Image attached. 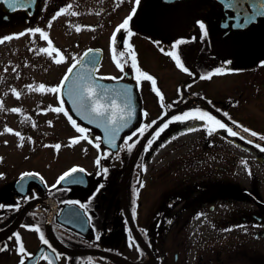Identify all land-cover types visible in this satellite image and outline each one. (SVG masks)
<instances>
[{
    "label": "flooded vegetation",
    "instance_id": "obj_1",
    "mask_svg": "<svg viewBox=\"0 0 264 264\" xmlns=\"http://www.w3.org/2000/svg\"><path fill=\"white\" fill-rule=\"evenodd\" d=\"M20 2L26 10L0 4V205L5 206L0 208V249L6 246L0 264H20L22 258L24 264H48L49 259L52 264H264V15L258 14L264 12V0H235V7L228 0ZM69 4L78 15L52 20ZM133 8L132 35L122 30L117 37L121 71L110 38ZM245 16L253 21L240 27ZM36 28L48 33L64 62H54L55 52L51 57L39 52L48 44L29 33ZM125 39L136 65L155 79L162 101L151 81L137 84ZM95 48L100 50L95 75L130 84L138 102L132 128L122 133L114 151L105 147L99 129L73 114L62 89L56 94L31 90L59 86L75 60ZM173 51L187 72L165 54ZM218 69L222 74L215 75ZM60 99L77 124L89 130L93 144L81 140L80 149L68 146L80 134L63 113L50 111ZM197 110L238 136L224 129L209 135L204 121H176L145 151L164 123ZM144 125L150 127L132 137L129 144L139 142L128 152L124 140ZM5 128L24 137L22 147ZM57 144L59 150L45 147ZM73 167L85 169L75 174L83 183L57 184ZM24 173L38 175L21 180ZM36 226L39 233L31 230ZM16 233L30 255L18 252ZM41 233L51 247L42 243Z\"/></svg>",
    "mask_w": 264,
    "mask_h": 264
},
{
    "label": "snow or ice",
    "instance_id": "obj_2",
    "mask_svg": "<svg viewBox=\"0 0 264 264\" xmlns=\"http://www.w3.org/2000/svg\"><path fill=\"white\" fill-rule=\"evenodd\" d=\"M0 2L2 3H5L7 5V7L12 10V11H16L18 9H24L26 10V5L24 4H21L20 0H0ZM32 3L35 2V0H31ZM135 3L138 5L140 3V0H135ZM228 5L230 7H235V0H228ZM261 8H264V4H261L260 5ZM72 8V5L69 4L67 5L66 7L64 8H61L58 12L55 13V15L52 17V20H55L57 19L58 17H60L61 15H64V14H70L72 16H75V15H78L77 12L75 11H69L70 9ZM135 11L136 9L133 8L132 10V13L126 17L123 22L116 28V30L113 32L111 38H110V44H111V47H112V51H113V61L116 63V66L118 68H120L121 71H123V67L122 65L120 64L119 60H117V56H116V45H117V37H118V34L123 30L127 36H131L132 33L131 31L128 30V26H129V22L132 20V17L133 15H135ZM260 15H264V12H260L258 13ZM239 15V14H238ZM253 21V17H249V16H245L244 17V23L239 25L240 27H244L246 26L248 23L252 22ZM49 27H51V21L49 22ZM199 27L204 30L203 34L204 36H207V31L205 30V25L203 23H200L199 24ZM225 27H227V25H225ZM75 30L77 32L81 31V28L80 26H75ZM29 33L32 34V35H36V34H39V38L41 40H44L47 42L48 44V47H44V48H40L39 49V52L41 53H45L47 54L48 56H52V54L55 52L56 55L59 57V58H55L54 59V62L56 64H60L62 62H64V56L62 54H60L59 50L56 49L55 47H53L52 45V41L49 39V36H48V33L40 28H36L34 30L30 29L29 30ZM25 33H20L19 35H24ZM13 37H5L4 39H12ZM18 38V37H17ZM0 43H3V40H0ZM184 43V41H179L178 44H182ZM123 44H124V47L126 49H128V52H127V55L128 57L131 59L132 61V66L134 67L137 75L135 77V79L137 80V84L140 83L141 80H147V81H151V84H152V90L155 92V94L160 97L161 101L163 100V97H162V94L161 92L159 91V89L156 87V81L155 79L147 74V73H144L142 72L139 67L136 65V55H135V52L131 49V45L128 44V41L127 39H125L123 41ZM51 49V51L49 50ZM161 51H163V49H161ZM93 52L92 49H89L87 50L84 55L80 58V59H77L75 60V63H73L67 70V73L65 74V76L63 77V79L61 80V83L59 86H56V87H49V88H45V86L43 84L39 85L38 87L36 88H32L31 90L33 91H47L49 93H53V94H56V93H60L61 92V89L64 87V84L66 81L69 80V77L70 75L73 73V70L77 67L78 64H81L82 61H84L85 59H87L90 54ZM166 55H169L176 63V66L187 72V68L184 67V64L182 63L181 59H180V56L175 52H167L165 53ZM119 55L121 57L125 56V53L122 51L119 53ZM75 59V58H74ZM88 63H91L93 65H95V61L94 59L93 60H88ZM96 70L95 66L91 69L88 70L89 72V78H88V82L85 83L80 91V94H79V108H77V111H80L81 109H85L87 112H88V115L89 116H93L96 117V118H99L101 120H105L106 123L108 125H117V115L119 114V119L120 120H125L126 117L130 118L132 115H133V108L131 106V96H130V93H131V89H128V88H125L123 90V93L117 91V90H112L115 95L119 96V95H124L126 97V101H125V106L124 108H121L117 103H116V100L113 99L111 101V110H109V107L106 106L105 104L101 103L100 102V99L96 98L98 96V92H97V89H100V91L102 93H107L109 91L108 88H106L105 86L103 85H100L98 83H95L94 80H95V77L92 76V73ZM215 75H219V74H222L221 70L218 69L216 71V73H214ZM211 75H206V76H201V79H210L211 78ZM81 80H83V76L80 77ZM100 79H112V80H115L117 79L116 77H101ZM15 91V90H13ZM17 98H19V93H15ZM76 102H74L75 104ZM125 109H127V111L125 112ZM12 112H20L21 110L20 109H11ZM50 111L52 112H55V113H63L64 116L67 117L69 123L71 124V126L75 129V131L77 133H79V137L78 138H72L69 142V147L73 146V145H76L78 143H80L81 140H84V141H87L89 144H93V140L89 138V135L87 134L89 132L88 129L84 128V127H81L77 124V122L72 118V116L69 115L68 111L65 109L64 107V101L63 99H60L59 100V106L58 107H50ZM110 113V114H109ZM144 116H147V113L145 112L143 114ZM225 116H227V113H224ZM87 118V117H85ZM25 119H30L28 117H25ZM188 120H199V121H204V122H207V124H209L210 126L208 127V132H209V135H211L213 132H215L217 129H224L227 131V134L229 136H232V137H236L238 136V132L236 131H233V129L231 127H227L224 123H222L219 119H217L216 117L210 115L208 112L206 111H200V110H197L196 112H185L183 113L182 115H179V116H176L174 118H172V120H169L168 122L164 123L155 133H154V136L152 139H149L148 142H147V145L145 147V151H148L149 149H151L152 147V144L154 143L155 139H157L160 134L168 128L169 124L172 123V122H176V121H179V122H185V121H188ZM89 123H93L94 121L92 119H89L88 120ZM153 124H155L156 122L153 121L152 122ZM49 125L51 126V122L49 121ZM33 127H35V124H33ZM121 127H127V123H125L124 125L122 126H116V127H112L110 130L109 128H105V133L107 135V144L110 148H113L115 149L116 148V136L118 135L119 131L121 130ZM150 127V125H144L142 126L141 128L138 129V131L136 133H133L132 135L128 136L125 140H124V146L126 147L127 151L128 152H131L132 149L135 147V144L138 143L139 141H136L132 144H129L128 142L130 140H132V137L134 135H137L139 134L140 136H143L145 131ZM237 127H242V126H239L237 125ZM5 132H9V133H12L14 135H16L17 137H19L21 143L18 145V147H22L23 146V140H24V137L21 136V134L19 132H14L13 133V130L12 129H9V128H5ZM243 132L245 133H249V129L247 128H243ZM250 135L255 137L257 136V133L255 132H250ZM241 139H244L243 136L240 137ZM29 140H31V138H28ZM260 139L264 140V136L260 137ZM97 141H99V138L97 137L96 138ZM249 143H251V141H249ZM94 146L97 148V149H100L101 145L99 142H96L94 144ZM45 147H54L55 149L59 150L61 145L57 144V145H45ZM257 147H259V145H257ZM261 151H264V148H261L260 149ZM109 155H111V153H109ZM106 158V157H104ZM100 162L101 160L100 159H97L95 161L96 165H100ZM246 164V162H244ZM103 174H107V171L108 169H103ZM77 173H85V169L83 168H79V167H73L71 168L69 171L63 173L57 180V184L61 183V182H69V183H83V180L80 178V177H77L75 176V174ZM251 174V173H249ZM38 174L36 173H24L22 176H21V180H23L26 176H37ZM71 178V179H70ZM141 186L142 183H141ZM55 187V186H54ZM99 188H103V185H99ZM99 188L97 189V191H99ZM21 192H23V188L21 187L20 189ZM31 198H35L34 194L32 197H25L24 199L27 200V199H31ZM66 203H68L69 205H74V204H79V207L82 208V209H87L88 205L87 204H80L78 201H67ZM90 203V201H89ZM133 203H135V201H133ZM5 207L4 205H0V208H3ZM16 208L19 207V203L15 206ZM133 214L135 215V208H133ZM90 219V218H89ZM31 230H34L36 232H40V229L38 226H36L35 228L31 229ZM15 236V239H16V242H17V245H18V252L20 254H23V255H30V254H27L26 253V250L24 248V245L21 241V237L19 236L18 233L14 234ZM40 240L42 241L43 244L45 245H49V242L47 239L44 238V235L41 233L40 234ZM99 236L96 237L97 240H99ZM11 239V238H10ZM134 243V242H133ZM130 247L132 246V244L130 243L129 245ZM49 247H51V245H49ZM0 250H6V246L4 249H0ZM53 252H55V250L53 249ZM57 259H59V255L56 256ZM47 259V257H46ZM20 264H24V260L23 258L21 259L20 261ZM48 264H52V260L49 259L48 260Z\"/></svg>",
    "mask_w": 264,
    "mask_h": 264
},
{
    "label": "water",
    "instance_id": "obj_3",
    "mask_svg": "<svg viewBox=\"0 0 264 264\" xmlns=\"http://www.w3.org/2000/svg\"><path fill=\"white\" fill-rule=\"evenodd\" d=\"M2 3V2H0ZM5 4V3H3ZM89 50V49H88ZM93 52L90 54V56L85 59L84 61L81 62V64H78L77 67L73 70V73L70 75L69 80L65 82L64 87L62 88V94L65 97V99L67 100V102L69 103V106L72 108L74 114L76 116H78V118L88 124H91L93 126H95L97 129L100 130L101 132V138L103 140V142L105 143V146L110 148L107 144V135L105 133V128H109V130L112 127H116V126H122L125 123H127V127H121V130L119 131L118 135L116 136V148H118V142L119 139L121 137V134L125 131L128 130L130 128H132V123L135 121L136 117H137V112H138V103L137 100L135 98V93L134 90L132 88V86L130 84H125L122 81H109V80H102L100 78H97L94 76V72L92 73V76L95 77L94 82L98 83L100 85L105 86L106 88L109 89V91L107 93H102L100 91V89H97L98 92V96L96 98L100 99V102L105 104L106 106L109 107V110H111V101L113 99L116 100V103L121 107L124 108L125 106V101H126V97L124 95H115V93L112 90H117L121 93H123V90L125 88L131 89V106L133 108V115L128 118L126 117L125 120H120L119 119V114L117 115V125H108L106 123L105 120H101L99 118H96L93 116H89L88 112L85 109H81L80 111H77V108H79V94L80 91L83 87V85L85 83L88 82V78H89V72L88 70L93 68L95 66V68L97 67V64L99 62V53L100 50L99 49H92ZM95 61V65L88 63V60H93ZM83 76V80L80 79V77ZM74 102H76L74 104ZM127 111V109H125V112ZM110 114V113H109ZM87 117V118H85ZM92 119L94 122L93 123H89L88 120ZM112 150H115L113 148H110Z\"/></svg>",
    "mask_w": 264,
    "mask_h": 264
},
{
    "label": "rangeland",
    "instance_id": "obj_4",
    "mask_svg": "<svg viewBox=\"0 0 264 264\" xmlns=\"http://www.w3.org/2000/svg\"><path fill=\"white\" fill-rule=\"evenodd\" d=\"M110 30H111V28H110ZM114 70H115V68H113ZM81 147H83V144H82V142L80 141V143H78V148L80 149ZM165 152V149L163 148V149H159L158 150V153H164Z\"/></svg>",
    "mask_w": 264,
    "mask_h": 264
}]
</instances>
